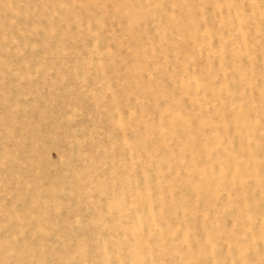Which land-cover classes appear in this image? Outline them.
I'll use <instances>...</instances> for the list:
<instances>
[{"label": "rangeland", "instance_id": "1", "mask_svg": "<svg viewBox=\"0 0 264 264\" xmlns=\"http://www.w3.org/2000/svg\"><path fill=\"white\" fill-rule=\"evenodd\" d=\"M0 264H264V0H0Z\"/></svg>", "mask_w": 264, "mask_h": 264}]
</instances>
